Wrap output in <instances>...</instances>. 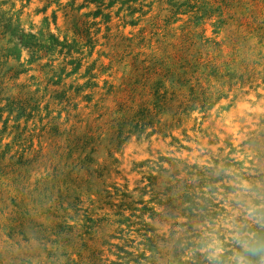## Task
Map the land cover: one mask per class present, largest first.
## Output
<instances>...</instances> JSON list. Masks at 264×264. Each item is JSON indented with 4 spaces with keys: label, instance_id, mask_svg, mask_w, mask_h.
Returning <instances> with one entry per match:
<instances>
[{
    "label": "rangeland",
    "instance_id": "1",
    "mask_svg": "<svg viewBox=\"0 0 264 264\" xmlns=\"http://www.w3.org/2000/svg\"><path fill=\"white\" fill-rule=\"evenodd\" d=\"M0 264H264V0H0Z\"/></svg>",
    "mask_w": 264,
    "mask_h": 264
},
{
    "label": "bare ground",
    "instance_id": "2",
    "mask_svg": "<svg viewBox=\"0 0 264 264\" xmlns=\"http://www.w3.org/2000/svg\"><path fill=\"white\" fill-rule=\"evenodd\" d=\"M263 92V91H262ZM244 96V95H243ZM194 237V236H193Z\"/></svg>",
    "mask_w": 264,
    "mask_h": 264
}]
</instances>
